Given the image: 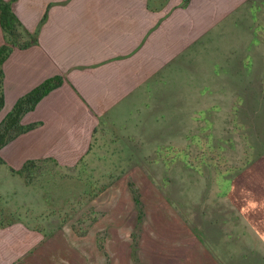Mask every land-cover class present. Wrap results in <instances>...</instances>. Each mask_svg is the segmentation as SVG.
<instances>
[{"label": "rangeland", "instance_id": "obj_1", "mask_svg": "<svg viewBox=\"0 0 264 264\" xmlns=\"http://www.w3.org/2000/svg\"><path fill=\"white\" fill-rule=\"evenodd\" d=\"M208 9L82 155L0 161V264H264V0Z\"/></svg>", "mask_w": 264, "mask_h": 264}, {"label": "crops", "instance_id": "obj_2", "mask_svg": "<svg viewBox=\"0 0 264 264\" xmlns=\"http://www.w3.org/2000/svg\"><path fill=\"white\" fill-rule=\"evenodd\" d=\"M4 1L26 30L17 42L32 41L26 46L9 43L2 63L0 120L18 97L57 77L56 84L22 115L21 123L30 126L0 147L4 163L15 167L33 157L82 155L97 118L123 103L146 68L154 67L147 62L161 61L163 46L174 45L176 52L179 30L193 27L195 12H209L211 2ZM205 20L201 29L209 27L208 16ZM6 41L0 24V45Z\"/></svg>", "mask_w": 264, "mask_h": 264}, {"label": "trees", "instance_id": "obj_3", "mask_svg": "<svg viewBox=\"0 0 264 264\" xmlns=\"http://www.w3.org/2000/svg\"><path fill=\"white\" fill-rule=\"evenodd\" d=\"M188 0H185V2ZM0 24L5 32L7 40L0 45V109L4 103V92L2 86L3 70L2 63L6 58L10 45L9 43H18L20 46L28 45L32 39L22 40L17 42V36L22 35V31H26L11 8L9 2L0 0ZM57 82V77H50L32 88L29 92L18 97L13 106L6 112L0 120V147L16 137L21 131L25 130L30 124L24 125L21 123L22 115L29 109L33 108L35 103ZM264 155V152H263ZM0 161L3 159L0 156Z\"/></svg>", "mask_w": 264, "mask_h": 264}]
</instances>
